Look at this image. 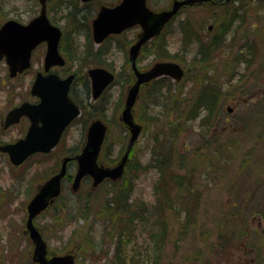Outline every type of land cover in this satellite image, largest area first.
I'll return each instance as SVG.
<instances>
[{
	"label": "rangeland",
	"instance_id": "rangeland-1",
	"mask_svg": "<svg viewBox=\"0 0 264 264\" xmlns=\"http://www.w3.org/2000/svg\"><path fill=\"white\" fill-rule=\"evenodd\" d=\"M174 1L151 0L150 6L162 11L170 9ZM249 1L234 0L227 4L225 0H214L206 8H185L179 21L168 29L171 33H166L167 53L172 56L169 60L178 61L186 69L185 78L175 83L176 90L172 95L186 99L183 108L198 110L201 114L197 119H188L178 106H159L149 110L147 115L157 114L156 124H153L146 118L145 103L150 102L146 91L142 94V102L136 106L137 121L144 129L124 176L131 180L133 187L129 210L136 216V221L140 219L133 226L134 237L127 246V254L140 258L132 264L157 261L160 264H264V257L260 259V255H264V236L256 234V229L263 227V215L251 211L252 230L241 235L234 233L240 217L234 212L227 213L229 201H235L237 196L242 198L237 204L245 203L243 206L248 210L252 194L258 187L263 188L264 183V5L258 6V0H252L251 6H247ZM96 2V7L113 6L117 0ZM77 7L78 10L83 7L78 0H48V15L67 37L62 49L68 60L66 69L78 73L76 89L81 90L83 96L85 76L91 68L105 67L121 80V85H112L100 100L102 109L101 106L95 111L92 109L95 101L90 95L83 101L79 99L86 105L85 118L92 121L90 113L93 112L94 118L102 117L108 124L109 135L102 159L105 165L113 166L122 148L127 147L128 136L123 133L120 115L128 90L124 78L133 79L124 51L117 49V43L123 38L122 42L129 41L134 33L130 31L127 38L113 39L108 44L110 49L104 50L101 56L88 55L91 49L89 31L88 28L82 31L79 25H91V18L86 12L76 11L75 15ZM40 9L38 0H0V25L8 19L29 23L39 16ZM85 15L84 20L82 16ZM182 22L185 29L197 33L196 37H205L206 41L218 35L224 25L230 24L231 30L225 41L211 52L210 58L202 60L196 59L199 48L196 37L188 41L179 33ZM210 26L212 30H209ZM160 46L158 43L155 49H144L139 69L146 70L155 62L166 60L158 59L155 54L156 48L160 52ZM46 49L45 45L38 47L33 54L32 69L17 78L9 77L5 61L0 62V145L13 142L19 134L17 127L9 130L3 127L5 115L29 98L33 78L43 69ZM209 88L218 89L222 103L211 122L203 124V114L208 111L194 105L199 100V93ZM247 103L251 106H246ZM85 118H80L78 125L68 130L61 147L53 155L34 156L25 165L13 167L8 156L0 153V264H33L35 247L26 232L27 206L37 194V188L58 173L63 156L80 148L82 143L85 146L90 126ZM172 122H179L178 128ZM154 149L159 151V156L153 153ZM172 151L179 155L175 156ZM234 154L236 157H230ZM181 155L183 157H179ZM224 155H228V159ZM169 160L175 174L185 180L180 185H172L170 195L158 194V184L168 187L170 175L166 172L162 180V170L167 168ZM157 161H162L159 168ZM222 164H228L224 170ZM154 166L158 170L153 169ZM77 169L75 163L69 166L72 175ZM216 171L221 172L214 173ZM217 182L226 188L224 192L212 190V185ZM229 182H234L239 192L235 194L231 190L232 194ZM91 185L83 183L80 192L74 195L72 181L67 182L55 208L34 224L54 254H74L77 264H117L124 246L119 249L116 232L125 228L121 220L129 222L130 216L109 213L110 184L104 183L98 190L91 189ZM83 215L87 217L81 219ZM234 218L230 232L232 239L221 243L220 226ZM145 219L150 221L146 223ZM251 243H262L263 246L259 251L251 247Z\"/></svg>",
	"mask_w": 264,
	"mask_h": 264
},
{
	"label": "water",
	"instance_id": "water-1",
	"mask_svg": "<svg viewBox=\"0 0 264 264\" xmlns=\"http://www.w3.org/2000/svg\"><path fill=\"white\" fill-rule=\"evenodd\" d=\"M205 1L208 0H175L170 9L154 12L147 7V0H123L115 8L106 6L99 11L98 17L93 22V35L96 45L102 43L110 34H119L135 25L143 27V34L136 45L130 49V60L137 81L129 91L121 117V121L128 126L131 132L130 144L124 158L114 167L100 164L99 158L107 127L101 119L95 120L88 129V136L82 152L75 158L63 159L59 173L39 186L36 196L31 199L27 206L29 216L26 222V232L31 237L35 247L32 255L35 264H76L74 254L48 257L47 243L34 221L60 196L62 183L67 175V164L72 159H75L78 164V172L71 187L75 192L79 191L81 182L86 176L93 178V187H97L107 178L112 181L123 179L122 176L130 158V151L141 133V126L133 118V106L140 92V86L165 75L178 81L183 79L181 65L171 61L156 63L150 70L140 72L136 66L138 54L144 44L162 33L161 31L166 24L184 6H193L195 3H204ZM40 2L42 4L40 16L31 20L28 25H23L16 20H8L0 27V60L5 58L7 61L11 77H16L19 73L21 74L30 68L31 54L42 42H46L48 48L45 55L44 70L49 72L50 67L54 65H65V59L62 58L58 50L62 31L50 23L46 15V0H40ZM89 77L92 80L91 90L94 99H98L105 88L115 79L112 72L102 67L89 70ZM73 79V75L61 79L55 73L48 75L38 73L31 93L41 99L40 104L23 103L21 107L15 108L7 114L6 127L18 122L23 115L32 120L31 127L23 140L0 146V152L8 153L13 164L21 165L28 156L36 152H50L57 145L68 123L80 114L78 107L69 98V89ZM52 112L58 113L55 119L50 116Z\"/></svg>",
	"mask_w": 264,
	"mask_h": 264
},
{
	"label": "trees",
	"instance_id": "trees-1",
	"mask_svg": "<svg viewBox=\"0 0 264 264\" xmlns=\"http://www.w3.org/2000/svg\"><path fill=\"white\" fill-rule=\"evenodd\" d=\"M251 1L252 0H250L247 3V6H251ZM261 5H264V0H258V6H261ZM234 19H235V17H234ZM229 25H227V26L224 25V27L222 28V31L220 33H218V35H214L211 40H207V41H206L205 37H200V36L196 37L197 33H194L190 29H187V28L185 29V25L183 24V22L180 24L178 31L181 34L182 38L186 39L188 41H192L196 37V41H198V44H199V48H197L196 59L200 57L203 60V59L210 58L211 52H213L218 47V44L225 41L224 40L225 36L228 35L229 31L231 30ZM213 34H214V32H213ZM66 38L67 37H64V40ZM88 41H89L88 45H91V49L88 50L87 54L88 55L95 54L97 56L99 54V56H100L101 50L94 52L95 49H94V46L92 45L90 33H89ZM158 43L161 45L160 46V52H159V48H156V50H155V54H157L159 56L158 59H161V60L172 59V56L167 53V47L168 46L166 44H168V43H167L166 33L163 34V36L161 38H156L154 40L155 46H157ZM153 49H155V48H153ZM85 77H87V76H85ZM77 79H78V77H77ZM130 83H131V80H129L127 82V84H130ZM175 90H176V85L173 84V82L170 79L165 78V79H160V80L154 81L149 86V88L144 90V92L146 91L148 93L147 97H148V99H150V102L145 103L146 108L148 109L146 116L149 114V110H155V108L156 107L159 108V106L168 107L172 104V105H174V107L178 106V108L180 109L181 112L186 113L188 116V119H197L199 117L197 110H192V111L189 110L188 112H184L183 107H184V102L186 99H180L178 96L173 97L172 91H175ZM218 94H219L218 89H213V88H209V90L206 92L202 91L199 93V95H198L199 100H198L197 104L194 106L197 107V106H199V104H204L207 107H211L213 110H215L216 107L219 108L218 100L220 97ZM175 95H177V93H175ZM145 98H146V96H145ZM247 104H248V106H251L249 103H247ZM255 105H257V103ZM82 108H83L84 114H86L85 107L82 106ZM246 108L250 109L251 107L250 108L246 107ZM213 114L216 115L217 112L211 111L210 113H208L207 115L202 117L203 118L202 119L203 124L211 122L212 117L215 116ZM90 115H91V119H92L93 118V112L90 113ZM156 115L157 114H155L153 116H147L146 118L148 120H152L154 122L153 124H156V120H155ZM85 121L89 122L90 119L85 118ZM179 124H180L179 122L178 123L172 122V125H175L177 128H178ZM156 138H157V136L155 137V139ZM156 140H158V138ZM70 152L71 153H78V152H80V148L71 150ZM153 153H155L156 156L160 155L159 151L158 150L156 151L155 149L153 150ZM172 153H174L175 156L179 155L177 151L176 152L172 151ZM172 153H171V155H173ZM235 155L236 154L231 155L230 157L234 158V157H236ZM179 157H183V156L181 155ZM228 157H229L228 155H224V158L228 159ZM159 158L160 157H158V159ZM229 160L232 161L230 158H229ZM102 161H103V159H102ZM157 162H158V168H159L162 165V163H161L162 161H157ZM167 164H168L167 168L164 169V171L162 170V175H163L162 180L165 179L166 172H167L168 175H170V177L167 181L168 187L164 188V186L158 184L157 185L158 194L165 192V195H168V194L170 195V193L173 190L172 185H175V184L180 185L185 180L184 177H181V176L178 177L177 174H175V170L173 169L174 165H172L170 163V160L168 161ZM228 164H229V161H228ZM227 165L222 164V169L224 170L227 167ZM152 168L157 169L155 166ZM217 172H221V171H216L214 173H217ZM70 178H71V175H70ZM250 179H252V178L250 177ZM231 187H233L234 189H231ZM231 187H230V191L233 190L235 192V194H236V192H239L238 186L233 184V185H231ZM110 188H111L112 192L110 191L111 192L110 197H109L110 200L107 202L109 213L110 212H114V213L117 212L118 215L119 214H129V216H130L129 222L133 223L134 222V220H132L134 218L133 213L131 210H129V206L132 204V203H130V201H131L130 196H131L132 188H133L131 180L126 179L123 182V184H120V185L112 183ZM263 188H264V183H263ZM263 188L258 187V189H256L254 191V194H252V197H251V201L249 202L250 206H249L248 210H246L244 207L245 203H243L244 206L237 204L238 200H242V198L239 199V196L236 197L235 201L234 200L229 201L227 213L232 214L231 212H234V215L240 217V219L236 223V226H235L236 228L234 229V233H237V234L239 233L241 235L249 234V232L252 230V226H250L251 217L249 215L251 211H254L256 213L260 212V214H262L264 217V210H263L264 209V189ZM231 193H232V191H231ZM243 199H244V197H243ZM261 206H262V208H261ZM86 217H87L86 215H83L80 218L83 219ZM235 219L236 218L231 219L228 223H226L225 226L224 225H222V227L220 226L221 235H222L221 236V239H222L221 243H223V242L227 243L229 240L232 239V238H230V232H231V230H233L232 223ZM116 233L118 234V237H119V241H118L119 249H122V246H124V248L122 249V253H121L122 258L117 259V262H118L117 264H132V263L140 260V258L136 259L137 255L130 256L129 254H127L128 253L127 246L130 243L132 237H134L133 236L134 228H132V226H130V225H127L124 229H122L121 231H118ZM256 234L257 235L261 234V236H264V232L261 230L260 231L258 230ZM122 236H123V240H121ZM244 237H246V236H244ZM161 244H162V241H161ZM161 244L159 245V247H161ZM262 246H263L262 243H260V244L251 243V247L256 248L259 251H260V247H262ZM263 257H264L263 254L260 255V259H263ZM153 264H160V263H159V261H157V262H154Z\"/></svg>",
	"mask_w": 264,
	"mask_h": 264
},
{
	"label": "flooded vegetation",
	"instance_id": "flooded-vegetation-1",
	"mask_svg": "<svg viewBox=\"0 0 264 264\" xmlns=\"http://www.w3.org/2000/svg\"><path fill=\"white\" fill-rule=\"evenodd\" d=\"M79 2H81V6H83L82 7V10H78L79 9V7H77V8H75V11H74V14L75 15H77V13H76V11H78V13H87V15H90V17L89 18H91V21H89V23H91V25L90 24H84V25H82V24H80L79 25V28L80 27H82V31H85L87 28H88V31H89V33H90V35H91V41H92V45L94 46V48H95V51L97 52V51H100L101 50V55H102V53L104 52V50H109L110 49V45H108V44H110L111 43V41L113 40V39H116V38H119V37H126L129 33H130V31L131 32H133L134 34H133V38L132 39H130L129 41H125V42H122L123 40H125V38H123V39H121L120 41H119V43H117V49L118 50H123L124 51V55H125V61L128 63V65L130 66V73H131V76L133 77V79H131V77H129V80H131V82L132 83H130V84H127L126 82H128L129 80L128 79H125L124 78V83L126 84V85H128L127 86V88H128V90H127V92H126V95H125V97H124V100H125V102H124V105H123V108H122V110L124 109V106H125V103H126V101H127V96H128V94H129V91H130V89H131V87H132V85L137 81V77H136V75H135V71H134V67L132 66V61L130 60V57H131V55H130V49L134 46V45H136V43L138 42V40H139V38H140V36L143 34L142 32H143V27L141 26V25H135V26H133V27H129V28H127V29H125V30H123L122 32H120L119 34H110L109 36H108V38H106L102 43H99V44H95V41H94V35H93V26H94V24H93V22L96 20V18L98 17V15H99V11L101 10V8L102 7H106V6H108V7H117V5H120L121 4V2L123 1V0H117V2H116V4H114L113 6H111V5H99V7H96V5H97V0H89V1H82V0H78ZM150 1L151 0H148V2H149V8L151 9V6H150ZM47 4H48V0H47ZM195 7H202V5H199V4H195L193 7H190V8H195ZM185 8H188V7H184V9L180 12V15H183L185 12H186V10H185ZM157 12H159L158 10H156ZM95 12V13H94ZM87 15H85V16H82V18L85 20V17L87 16ZM51 21H52V18H51ZM51 24H54V21H52L51 22ZM55 25V24H54ZM57 27H59L58 25H56ZM60 28V27H59ZM168 28V25H167V27L165 28V29H167ZM61 29V28H60ZM62 30V29H61ZM129 32V33H128ZM62 34H63V36H64V31L62 30ZM65 37V36H64ZM127 38V37H126ZM64 42V38H62L61 39V41H60V43L59 44H62ZM42 45H45V47L47 48V44H46V42H42V44H40V45H38V47H40V46H42ZM155 47V45H154V40H152V41H150V42H148L147 44H145V45H143L142 46V48H141V50H140V52H139V56H138V58H137V60H136V66L139 68V62L144 58L143 57V51H144V49H146V48H154ZM48 49V48H47ZM47 49H46V52H45V55H46V53H47ZM151 52H152V50H151ZM60 54H61V56H62V58H64L65 59V54H63V51H60ZM108 53H106L105 55H107ZM45 55H44V63H43V69H42V71H38L36 74H35V76H37L38 75V73H42V74H44V75H48V74H57L61 79H66V77H68V76H70V75H73L74 76V83H73V85L70 87V89H69V97H70V99H71V101L72 102H74L79 108H80V110H81V106H83L82 104H81V100L83 101V100H85L86 98H87V96L88 95H90L91 96V99L93 100V101H95V104H93L92 105V109L95 111L97 108H99L100 106H101V103H103V102H101L100 100L104 97V95L106 94V92L110 89V87L109 88H107V90L103 93V95L102 96H100L99 97V99H96V100H94L93 99V97H92V90H91V83H92V80L89 78V70L87 71V74H86V76L87 77H85V79H86V81H85V89H84V91H83V94L85 95V96H83L82 94H81V92L80 91H78V89H76V86H77V84H78V79H77V77H78V73L76 72H73V71H68V69H66V65H67V63L65 62V65L64 66H61V68L60 69H54V71H51V72H46L45 70H44V67H45ZM100 55V56H101ZM98 56H99V54H98ZM97 56V57H98ZM127 59V60H126ZM68 61V60H67ZM156 63V62H155ZM59 70H62L63 72H59ZM35 76H34V78H35ZM34 78H33V80H34ZM32 82H34V81H32ZM115 84H120L121 85V80L119 79ZM33 85V84H32ZM32 87V86H31ZM144 87L145 86H143V87H141L142 89H141V92L139 93V95H138V97H137V100H136V103H135V105H134V108H133V110H134V120L137 122V123H139L138 121H137V118H136V115H137V111H136V106H137V104L139 103V101L140 102H142V94H143V91H144ZM31 89V88H30ZM28 93H30V96H29V98L28 99H26V100H23L18 106H20V105H22V103L23 102H27V103H29V104H32V105H34V104H40V101H41V99L39 98V97H37L36 95H34L33 93H31L30 92V90H29V92ZM88 93V94H87ZM79 99H81L80 101H79ZM18 106H14V107H12V109L13 108H15V107H18ZM86 105H84V107H85ZM103 107L101 106V109H102ZM11 109V110H12ZM11 110H9V111H11ZM92 112V111H91ZM123 112V111H122ZM122 112H121V115H120V122L122 123V127H124V129H123V133L125 134V135H127L128 136V141H129V139H130V136H131V132L129 131V128H128V126L124 123V122H122L121 121V117H122ZM58 115V113H55V112H52V113H50V116H51V118H56V116ZM5 119H6V117H5ZM5 119H4V122H3V127L6 129V130H9V129H12V128H16L17 127V129H18V132H19V134H17V138L16 139H14V141L13 142H17V141H20V140H22V139H24V137L26 136V134H27V132H28V130L30 129V127H31V122H32V120H31V118L30 117H28V116H25V115H23V117H21L20 119H19V121L18 122H16V123H13L11 126H8V127H6L5 126ZM95 119H98V118H95ZM78 121H79V118H76V119H74V120H72L70 123H69V125H68V128H66V131H64V133H63V138L60 140V142H59V144L57 145V148L55 149V150H58V148L59 147H61V144H62V142H63V140H64V138L66 137V134H67V132H68V130L69 129H71L72 127H74V126H76V125H78ZM109 127V126H108ZM16 137V136H15ZM13 142H9V143H13ZM7 143V142H6ZM83 148V143L80 145V149H82ZM54 150V151H55ZM54 151H52V152H50V153H47V154H43V153H41V152H37L36 154H34V155H32V156H30L29 158H31V157H34V156H47V155H53V153H54ZM3 154H5V153H3ZM72 155H75V153H71ZM5 155H7V154H5ZM8 156V155H7ZM68 156V155H67ZM67 156H63L64 158L65 157H67ZM29 158H28V160H29ZM8 160H9V157H8ZM27 160V161H28ZM27 161H25V163L27 162ZM25 163L24 164H22V165H20V166H23V165H25ZM17 167V166H16ZM67 181H68V178H66V180L63 182V186H65L66 185V183H67ZM63 188V187H62ZM58 200L59 199H57L56 201H55V204L56 203H58ZM54 204V205H55ZM53 207V206H52ZM43 214H45V212L44 213H42L39 217H41ZM51 255H53V254H51ZM50 255V256H51Z\"/></svg>",
	"mask_w": 264,
	"mask_h": 264
},
{
	"label": "bare ground",
	"instance_id": "bare-ground-1",
	"mask_svg": "<svg viewBox=\"0 0 264 264\" xmlns=\"http://www.w3.org/2000/svg\"><path fill=\"white\" fill-rule=\"evenodd\" d=\"M46 15L48 16V19H51L50 18V15H48V13H46ZM180 16V13L178 12L176 15H175V17L176 18H178ZM171 27V25L168 23V29ZM65 36V35H64ZM64 36H63V34H62V38H64ZM66 37V36H65ZM65 42H67V40H64V42L62 43V44H59L58 45V50H59V52L60 51H62V49H63V47H64V45H65ZM30 59H32V61H31V66H30V69H32V66H33V61H34V59H33V54H31V58ZM65 62L67 63L68 61H67V58H66V56H65ZM182 67V66H181ZM61 68V66H52V67H50V70L51 71H54V69H60ZM182 70H183V77L182 78H185V76H186V69L184 68V66L182 67ZM51 71H49V72H51ZM14 78H17V77H14ZM158 78H160V77H158ZM158 78H155V79H158ZM154 81V80H153ZM72 86V85H71ZM222 101V100H221ZM222 102H220V98H219V100H218V106L221 104ZM199 106H201V107H205L204 109H205V111H208L207 112V114L208 113H210L211 111L212 112H217V110H218V108L216 107L215 108V110H213L211 107H207L206 105H204V104H199ZM199 106H197V107H199ZM189 111V109L187 110V109H185L184 108V112H188ZM197 112H198V114H201V112L200 111H198L197 110ZM207 114H203V115H207ZM66 131V130H65ZM107 132V131H106ZM108 133V132H107ZM108 135H109V133H108ZM127 144V143H126ZM128 145L129 144H127V147H128ZM127 147L125 148V149H123L122 148V152H121V155H120V157L117 159V163L116 164H118L123 158H124V154L126 153V151H127ZM104 150H105V148H104ZM103 150V151H104ZM43 157V156H42ZM69 157H72V158H75L76 157V155H72V154H69L68 156H67V158H69ZM76 160L75 159H72V160H70L69 161V163L67 164V168H68V170H67V174L69 173V166L70 165H72L74 162H75ZM102 161V158L99 160V162H101ZM26 164V163H25ZM65 178H67V176L65 177ZM108 181H109V179L107 178V179H105L104 181H103V183H101V184H99L97 187H93V183H92V185H91V189H93V190H98V189H100L102 186H103V184L104 183H108ZM230 183V187H231V185H235V183L234 182H229ZM220 185V183H214V185H212V190L214 189L215 191H218V192H224L225 190H226V188H223V187H220L219 186ZM81 186H82V184H81ZM81 186H80V188H81ZM80 188L78 189L79 191L78 192H75L74 190H72V192L74 193V195L75 194H77V193H79L80 192ZM63 189H64V186H63ZM121 220V219H120ZM122 222H123V225L126 227L127 225H130V226H132V228H135V227H133L134 226V224H136V223H138V221H140V219H138V221H134L133 223H130V222H126V221H123V220H121ZM145 221H146V223H147V221L149 222L150 220H148V219H145ZM261 231H263L264 232V228H262V230ZM47 243V242H46ZM48 246V245H47ZM51 254H53L52 252H50V250H49V246H48V257L49 258H51V256H53V255H51ZM51 255V256H50Z\"/></svg>",
	"mask_w": 264,
	"mask_h": 264
}]
</instances>
